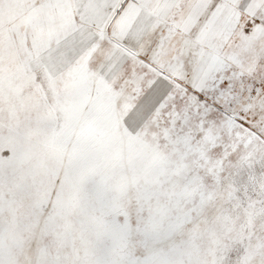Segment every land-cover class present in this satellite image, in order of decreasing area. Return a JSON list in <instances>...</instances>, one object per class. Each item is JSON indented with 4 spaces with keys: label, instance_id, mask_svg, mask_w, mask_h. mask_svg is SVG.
<instances>
[{
    "label": "snow or ice",
    "instance_id": "1",
    "mask_svg": "<svg viewBox=\"0 0 264 264\" xmlns=\"http://www.w3.org/2000/svg\"><path fill=\"white\" fill-rule=\"evenodd\" d=\"M0 264H264V0H0Z\"/></svg>",
    "mask_w": 264,
    "mask_h": 264
}]
</instances>
